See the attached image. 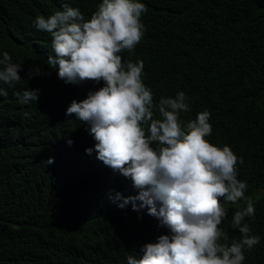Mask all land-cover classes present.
I'll return each mask as SVG.
<instances>
[{"label": "trees", "instance_id": "1", "mask_svg": "<svg viewBox=\"0 0 264 264\" xmlns=\"http://www.w3.org/2000/svg\"><path fill=\"white\" fill-rule=\"evenodd\" d=\"M147 12L144 36L124 61L142 60L143 81L154 102L183 91L189 111L211 113L210 143L230 146L243 164L255 216L246 217L260 242L245 251L244 264H264V0H139ZM102 0H0V58L7 51L22 66L15 87L0 82V264H127L146 243L168 230L131 204L118 207L116 193L136 196L130 178L98 160L95 141L75 116H66L73 100L101 85L66 84L46 61L55 55L51 37L33 27L63 5L90 19ZM50 73L28 79V69ZM39 89L40 99L25 105L18 93ZM27 113V115H25ZM72 143L69 144L68 141ZM53 158L51 164L45 163ZM139 203V202H137ZM222 203H225L222 201ZM219 226L230 241L231 227L245 201L226 203Z\"/></svg>", "mask_w": 264, "mask_h": 264}, {"label": "clouds", "instance_id": "2", "mask_svg": "<svg viewBox=\"0 0 264 264\" xmlns=\"http://www.w3.org/2000/svg\"><path fill=\"white\" fill-rule=\"evenodd\" d=\"M147 10L139 0H102L86 19L78 8L64 4L63 10L47 18L39 15L32 23L51 37L55 55L50 54L46 63L52 69L58 66L59 79L66 84H102L83 100H73L65 115H74L87 126L95 144L86 153L95 150L98 160L130 178L138 189L136 196L116 193L110 198L120 200V208L128 204L137 212L146 208L158 226L168 230L155 243L142 245L138 256H127V264H244L245 251L259 244L260 236L244 223L246 217L255 216V207L245 195L247 182L237 178L243 158L227 144L209 142L213 131L209 111L181 120L180 114L189 111L183 91L155 103L142 78L143 61H124L120 55L134 53L141 42L145 32L141 17ZM21 69L3 52L0 82L15 87ZM27 74L29 80L50 75L39 66ZM5 95L0 87V96ZM17 95L22 104L37 103L40 90ZM52 162L49 158L45 163ZM240 201L246 206L236 210L231 220L240 239L230 241L219 226L228 216L225 204Z\"/></svg>", "mask_w": 264, "mask_h": 264}]
</instances>
